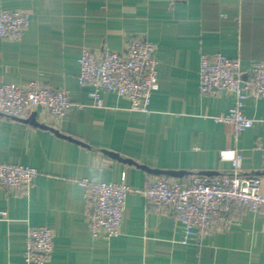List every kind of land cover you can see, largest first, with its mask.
Instances as JSON below:
<instances>
[{"label":"crops","instance_id":"0c3cea01","mask_svg":"<svg viewBox=\"0 0 264 264\" xmlns=\"http://www.w3.org/2000/svg\"><path fill=\"white\" fill-rule=\"evenodd\" d=\"M0 8L31 19L18 39L0 38V86L40 82L67 90L73 103L58 123L37 114L49 128L0 115V162L41 173L28 192L0 187V264L27 263L33 227L54 231L49 264H264V208L232 209L224 227L183 244L171 210L143 195L159 176L143 167L187 172V182L232 173L223 150L239 152L242 174L259 176L264 190V99L244 103L243 114L257 122L235 134L232 124L214 120L234 96L199 89L204 53L238 59L243 72L264 61V0H0ZM134 36L158 47L149 111L132 110L111 92L95 106L91 86L78 80L83 49L120 53ZM123 177L134 191L120 235L95 236L77 180L119 184Z\"/></svg>","mask_w":264,"mask_h":264},{"label":"built area","instance_id":"2783aa9c","mask_svg":"<svg viewBox=\"0 0 264 264\" xmlns=\"http://www.w3.org/2000/svg\"><path fill=\"white\" fill-rule=\"evenodd\" d=\"M30 21V16L21 10L0 8V38L18 39ZM157 51V45L142 36L132 37L120 53L85 48L79 60V83L91 86L89 96L97 107L103 106L102 92H111L128 100L132 110L148 112L153 93L159 87ZM199 89L202 94L234 96L235 105L214 120L232 124L235 134H240L257 122L244 115L242 107L250 99H264V61L243 72L238 59L204 53ZM72 107L70 92L65 89L35 81L0 86V115L5 118L25 121L40 113L58 123ZM220 156L232 162V173L196 174L188 182L167 175L155 176L143 190L150 204L171 210L180 224L183 244L199 243L212 228L224 227L232 209L257 212L264 208L262 179L242 174V156L236 150H223ZM40 175L37 168L0 162V187L8 191L28 192ZM77 182L85 190L87 221L93 234L108 239L119 236L127 199L134 191L125 177L119 184L88 179ZM4 217L5 213H0V220ZM54 237L50 228H29L26 264H49Z\"/></svg>","mask_w":264,"mask_h":264},{"label":"water","instance_id":"95a60500","mask_svg":"<svg viewBox=\"0 0 264 264\" xmlns=\"http://www.w3.org/2000/svg\"><path fill=\"white\" fill-rule=\"evenodd\" d=\"M23 122H26L28 124H31L33 126H37V127H40V128H49L48 126L44 125V124H41L37 121V114H33L29 119L23 121ZM54 130V129H53ZM56 133H59L58 131L54 130ZM111 156H113L114 158H119L120 156H118L117 154H112L110 153ZM130 161V160H128ZM149 171H151L152 173L156 174V175H167V176H171V177H174V178H183L185 177L186 175H188L187 172H184V171H161V170H150L146 167H143ZM204 175H208V176H213V175H217V173L215 172H205V173H202Z\"/></svg>","mask_w":264,"mask_h":264}]
</instances>
